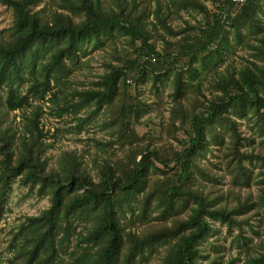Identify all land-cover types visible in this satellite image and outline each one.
<instances>
[{"label": "trees", "instance_id": "obj_1", "mask_svg": "<svg viewBox=\"0 0 264 264\" xmlns=\"http://www.w3.org/2000/svg\"><path fill=\"white\" fill-rule=\"evenodd\" d=\"M0 2L13 15L0 30V222L14 184L49 201L0 264L11 249L8 264H264V0ZM98 49L103 71L75 86ZM99 114L110 138L53 161L57 132ZM47 115L71 118L51 134ZM217 222L239 255L223 259Z\"/></svg>", "mask_w": 264, "mask_h": 264}, {"label": "rangeland", "instance_id": "obj_2", "mask_svg": "<svg viewBox=\"0 0 264 264\" xmlns=\"http://www.w3.org/2000/svg\"><path fill=\"white\" fill-rule=\"evenodd\" d=\"M151 1L153 5H155L156 0ZM208 3L212 5L211 2ZM183 15L185 17H189L187 13H183ZM199 17H201V15H199ZM180 21L181 20H178L176 21V23H181ZM12 22V9L6 7L0 2V30L10 27L12 25ZM239 54H244L246 56L250 55V53L248 52H241ZM107 58H109V56L106 55L101 49L94 51L91 55L84 58L83 61H89L88 63H90V66L85 67L83 70L79 69L74 72L72 76L74 85L80 88L82 81L87 82L90 79H94L96 73H101L103 71L102 64ZM145 94H151L154 96V91H152L151 88L147 86L145 88ZM49 107L50 106L46 104L45 110L49 111ZM21 113V111L12 112L9 116V120H13L14 123L19 122ZM86 113L87 111L83 110L80 115L85 116ZM151 113L155 114L156 111H152ZM70 118V115H66L61 119L47 115L46 118L43 119V123L45 125V129H49L51 134H53L54 132H56L58 126H65L64 122L69 120ZM103 120L104 116L102 114H99L94 120L87 123L86 129L81 134H62L61 132H57L59 138L56 141L55 147L50 149L48 154L51 155L53 157V161H55L62 150H70L76 148L79 150V152H82L89 148L94 152V150H96V145L92 140L93 138H110L108 130L101 128ZM73 124H75V122H73L71 126ZM88 157H90L89 154H86V159ZM222 187L224 191H227V189L229 188L228 179L226 180L225 184L222 185ZM259 191V186L253 185L252 188L242 189L240 193L242 195V198H244L247 192H251L253 196L252 198L254 199ZM234 202L236 201L234 200ZM48 206L49 201L47 199L40 200L36 193L30 194L28 193L27 189H22L18 184H14L11 191H9L3 199V207L6 212V217L0 222V250H2V248H5L6 245H8L13 240V235L19 230V226L21 222L24 221L25 215L38 214L42 209ZM252 211L253 210H249L247 215H250ZM259 218L260 216L257 215L255 218L253 217V219H251V221L255 224L254 229L258 228V224H260ZM216 225L223 229V235L225 236V240L224 238L220 239V241L224 243V248L221 251V253L224 255L223 259H228L230 256L239 255L236 245L232 244L233 236L228 233L227 227L221 226L219 222H217ZM246 229H248V227H246ZM233 233H238V229L236 227H233ZM247 234H251L255 242L259 240V236L257 233L247 230ZM14 253L15 251L12 249L5 250V258L3 264H8L9 260L7 257L15 255ZM68 261L69 259L67 258L66 264L70 262ZM236 263L243 264V261H237ZM143 264H145V262ZM149 264H163L162 254L154 253L149 261Z\"/></svg>", "mask_w": 264, "mask_h": 264}, {"label": "built area", "instance_id": "obj_3", "mask_svg": "<svg viewBox=\"0 0 264 264\" xmlns=\"http://www.w3.org/2000/svg\"><path fill=\"white\" fill-rule=\"evenodd\" d=\"M233 1H235V2H242L243 0H233Z\"/></svg>", "mask_w": 264, "mask_h": 264}]
</instances>
